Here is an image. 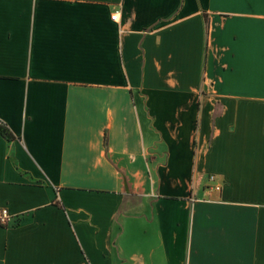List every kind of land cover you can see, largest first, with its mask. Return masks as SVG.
Wrapping results in <instances>:
<instances>
[{
    "label": "crops",
    "instance_id": "crops-1",
    "mask_svg": "<svg viewBox=\"0 0 264 264\" xmlns=\"http://www.w3.org/2000/svg\"><path fill=\"white\" fill-rule=\"evenodd\" d=\"M0 124V264H264V0H0Z\"/></svg>",
    "mask_w": 264,
    "mask_h": 264
},
{
    "label": "built area",
    "instance_id": "built-area-1",
    "mask_svg": "<svg viewBox=\"0 0 264 264\" xmlns=\"http://www.w3.org/2000/svg\"><path fill=\"white\" fill-rule=\"evenodd\" d=\"M112 20L113 21L118 20V14L117 13H115L112 16ZM208 180L210 183H212V185L209 187V190L217 191V192L221 190V186L216 183L215 176H209ZM11 220H12V216L10 215L8 209L5 207H0V226H4V227L7 226Z\"/></svg>",
    "mask_w": 264,
    "mask_h": 264
},
{
    "label": "trees",
    "instance_id": "trees-1",
    "mask_svg": "<svg viewBox=\"0 0 264 264\" xmlns=\"http://www.w3.org/2000/svg\"><path fill=\"white\" fill-rule=\"evenodd\" d=\"M0 135L4 137L6 140L10 141L14 139L13 134L10 130L3 124H0Z\"/></svg>",
    "mask_w": 264,
    "mask_h": 264
}]
</instances>
